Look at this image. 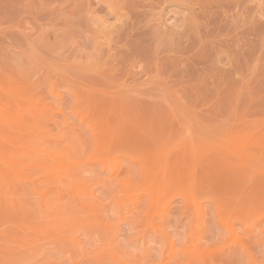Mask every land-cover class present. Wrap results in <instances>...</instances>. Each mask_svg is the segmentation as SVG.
<instances>
[{"label":"rangeland","instance_id":"1","mask_svg":"<svg viewBox=\"0 0 264 264\" xmlns=\"http://www.w3.org/2000/svg\"><path fill=\"white\" fill-rule=\"evenodd\" d=\"M233 152L264 157V0H0V264H264Z\"/></svg>","mask_w":264,"mask_h":264},{"label":"bare ground","instance_id":"2","mask_svg":"<svg viewBox=\"0 0 264 264\" xmlns=\"http://www.w3.org/2000/svg\"><path fill=\"white\" fill-rule=\"evenodd\" d=\"M56 94L59 96L60 93L58 91H56ZM241 154L242 153H239V152H233V155L235 157H237V158L238 157L239 158L241 157L243 159L245 165L248 168L252 169L250 171H251L252 174L255 175L256 181L259 184H263L264 185V157L263 156L262 157L259 156V157L255 158V159L253 158V161H248L245 158H243V156ZM117 163L118 162H116V159H114V160H112L110 162V166L113 169H115L116 175L118 176L124 170L120 167L121 165L118 166V164H121V163H118V164ZM39 164L41 165L40 162H39ZM26 179L29 181L30 185H32V188H36L37 187L36 185H38V184L36 183L37 182L36 179H32L29 176ZM129 186H131V184L129 182H127L126 183V187H129ZM54 190H56L58 192L57 194L60 197H65V195H69L68 193L65 194L64 192H62L60 190V186L59 185H56ZM192 190H193V193L190 192L189 194H187L188 195V198L191 200V202L194 203V211L197 214V217L198 218L204 217V214H207V213L204 211V208H203V202H202L203 199H201V200L198 199L197 201L195 199H193V197H194V189H192ZM208 196H210V194L207 195V197ZM40 197H42V196H40ZM211 198L212 199H215V196H214V198L213 197H210V199ZM41 200H42V198H41ZM134 202H135L136 208L140 206L139 197H134ZM234 207H235V205H234ZM128 212L132 213V210H129ZM237 213H239V211ZM237 219L238 218L236 217L235 221H233V222L232 221H229V222L226 223V225H227V236L231 240L230 243H238L241 246L242 250H244L245 252H247L251 256V258L254 259V256L252 254H250V250H249L248 244L247 243H244L242 241V237L239 234L240 233V230L236 226ZM153 225L156 226V224H153ZM104 226H107V225L105 224ZM246 226H247L246 224L243 225L244 228ZM253 226L254 225H252V226L250 225L249 227L253 229ZM155 228H157V227H155ZM168 245H169V248H168L169 249V252H168V255L169 256L168 257L169 258H172L173 256H175L177 254L178 247H177V244L175 243V240H173V238H171V237H169V239H168Z\"/></svg>","mask_w":264,"mask_h":264}]
</instances>
